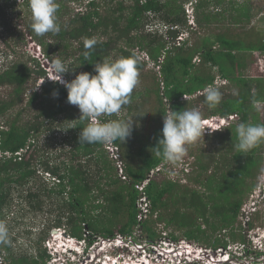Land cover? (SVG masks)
Returning <instances> with one entry per match:
<instances>
[{
  "label": "trees",
  "instance_id": "16d2710c",
  "mask_svg": "<svg viewBox=\"0 0 264 264\" xmlns=\"http://www.w3.org/2000/svg\"><path fill=\"white\" fill-rule=\"evenodd\" d=\"M9 1L3 0V3H0V21L5 16L2 11L16 5V0ZM83 1H86L85 10L71 14L69 3H83ZM103 2L110 8L111 0L108 2L106 0H57L60 32L36 36L31 31L30 21H28L26 23L28 34L40 46L43 56L49 61L57 56L61 60L71 57L78 50L76 48H79L80 53L75 61L77 66L82 68V72H93V63L108 58L110 51L117 48L121 53L120 56H131L135 59L134 48L146 52L161 73V96L170 103L171 110L176 111H183L184 96L192 95L213 85L215 75L210 70L203 73L195 66L193 59L199 58L202 64L218 66V75L221 78L231 79L235 82V86L242 85L236 94L221 99L219 105L211 109L209 114L221 117L235 114L240 122L249 123L251 107L256 102H264V79L261 76L245 78L242 74H236V71L244 65V57H239L237 54L254 51L264 53V35L261 32L255 31L254 36L243 37L230 36L225 31L216 32L213 35L214 41L204 36L200 38L201 43L197 46H189L187 40H182V43L177 45L178 33L184 27L190 26L187 24V15L181 2L131 0L130 5L118 2L116 10L121 12L126 10V13L122 12L115 16L99 12L98 6ZM199 2L196 4V9L207 3L205 0ZM217 3H222V10L202 13V19H205L208 24L210 21L220 20L226 16L235 22L248 23L252 16L250 1L237 3L235 0H229L226 5L223 1H217ZM22 4L29 11L28 0H24ZM235 4L239 5L235 6ZM155 20L162 25V28L164 27L165 31L161 34H158V27L154 30H146L156 22ZM20 33L19 31L18 34ZM97 33L102 36V39L95 38ZM21 34L23 35V32ZM86 38L97 40L93 49L84 47ZM170 41L171 45L168 47ZM120 42H123L122 46H119ZM214 44H217L218 48H214ZM162 53L165 56L160 61ZM31 60L36 62L35 68H31L26 63L12 61L0 70V86H12L10 98L0 99V116L22 100L26 84L32 75L44 78L40 92L33 91L27 101V104L36 103V101L40 104L36 119L19 123L20 112H18L11 120L5 122V127L0 125V224L5 215L4 208L11 201L14 186L21 185L24 189L19 191L20 196L34 208L42 209L39 203L44 202L43 196H55L58 199L57 202L62 203L69 213L66 218L72 225L70 235L83 240L86 238L88 244L92 240L85 236L84 228L93 234L99 233L110 237L117 232L130 235L134 225H140L146 231L149 241H152L157 234L148 224V220L137 219L138 211L135 203L138 193L134 184L142 181L148 172L163 160L155 155L153 149L160 137L154 138L156 140L151 143L150 152L139 148L138 166L125 163L128 180H121L103 144L79 142L80 128H83L87 122L79 119L80 116L76 113L79 110L67 102V91L63 85L54 80L49 81L46 70L37 60ZM145 65V61L137 60L138 70L143 69ZM227 69H232V76H229ZM65 79L70 80L66 75ZM156 84L155 92L159 97V103L162 104L160 86L159 83ZM54 93L58 95L54 96ZM160 111L166 113L162 108ZM62 113H65L63 119L66 120V126L73 125L75 128L71 130L72 136L67 142V144L71 143L73 151L71 160L75 163L63 161L60 166L43 160L42 156L35 155L36 145L33 137L34 132L39 130L43 122L49 121L51 125L56 118H60ZM235 128L234 125H230L228 131L231 135L227 139L226 151L213 160L212 166L211 163L204 162L201 157H197L192 163L190 173L193 172L194 167L200 171L196 175L188 176L199 188L181 185L171 179L159 181L155 177L151 178L146 186L145 192L150 200L152 212L165 209L168 206L167 201H171L173 208L167 222L182 230L183 236L189 242H199L205 247L210 245L213 248L226 246L225 239L219 238L218 235L210 238V233L220 230L221 234L222 231L233 227L240 212L242 197L249 189L248 180L256 174L254 170L261 164L263 143L246 153L238 152L234 147L237 142ZM114 143L121 148L119 140ZM80 154L88 159L92 156L95 158L94 170L91 171L88 168V159L87 163L80 159ZM120 155L124 159L121 151ZM186 157L185 155L182 159L185 160ZM210 166L211 171L206 173ZM44 172L48 174V183L42 180L39 186H35L34 182L39 174L42 179H46L43 176ZM91 199H96L97 203H90ZM180 205L185 207L183 212L179 210ZM114 219H121L122 223L116 226L117 222ZM61 224V217H59L54 226L60 227ZM230 235L233 237L234 232L231 231ZM171 239L176 240V237L171 235ZM2 245L7 252L8 264H44L49 257L45 248L42 251L39 250L36 256L16 257L8 242L3 240Z\"/></svg>",
  "mask_w": 264,
  "mask_h": 264
},
{
  "label": "rangeland",
  "instance_id": "374dc122",
  "mask_svg": "<svg viewBox=\"0 0 264 264\" xmlns=\"http://www.w3.org/2000/svg\"><path fill=\"white\" fill-rule=\"evenodd\" d=\"M2 1L3 0H1L0 3H3ZM11 1L12 0L9 2ZM106 1L108 2L110 0ZM177 1L183 4L185 13L187 15V24L190 25L189 27H184V29L178 33L177 43L175 40H173V42H175L177 45L182 43V40H187L189 46H197L201 43L200 38L204 36H208L211 38V41H214L213 35L216 32L224 31L227 33V35L235 37H243L246 35L254 36L253 33H255V31L261 32V34L264 35V0H247L250 1L252 8V16L248 23L235 22L232 19H228L226 16V18H222L220 20L210 21V24H208L205 19H202L203 11H205V13L218 12L222 10L223 5H221L222 3L218 4L217 1H223L226 5L227 1L229 0H205L207 3L198 7V9H196V4H199V1L201 0ZM235 1H237V3H241L245 0ZM23 2L24 0H16V5H14L11 9L2 11L5 16L0 21V70H2L3 66L7 64L9 65L12 61L26 63L31 68H35L34 65L36 62L31 60L35 59L40 64V66L46 70V76H49L47 79L54 80L57 77L49 67L50 61L43 56L40 46L36 43V41H33V39H31L30 35L28 34L26 23L30 21V11H28L25 5L22 4ZM118 2H122L124 5H130L131 0H111L109 3L110 8H108L103 2L98 6V10L101 12V14L108 13L114 16L119 15L122 12L126 13V10H123L122 12L116 10L118 7ZM85 3L86 1H83V3H69L70 13L74 14L78 11H84ZM238 5L239 4H235V6ZM227 7H229V5H227ZM155 21V23L152 21L154 24L149 26V28H146V30H154L158 27V34H161L165 31L163 30L164 27L162 28V25L157 23V20ZM156 24L157 26L155 27ZM19 31L21 33L23 32V35L21 33L19 35ZM95 38L102 39V36L97 33ZM118 44H120L119 46H122L123 42ZM170 45L171 41L168 43V47ZM76 47L77 46H75V48ZM214 48H218V45L214 44ZM76 49L78 50H76V52L74 51L75 53L73 56L62 59L63 62L73 68L72 71L63 74V79H65L66 75L67 78L71 80L74 78L75 74L82 72V68L78 67L77 62L75 61L77 55L80 53L79 48ZM117 49L111 50L108 58H119L121 53ZM133 51L137 60L145 61L146 63L145 67L139 70V84L131 94L132 97L130 99V103L123 107L120 114L113 115L111 117H101V120L127 119L134 116L131 136L121 143V148H119V151L123 153L124 163H131L134 166H138L140 163V157L138 155L139 148H142L148 152L151 151V143L156 140L154 138L160 137L161 129L163 127V115L166 114L170 108V103H168L166 99L161 96L162 83L161 73L158 66H156L155 63L148 58L146 52L140 51L138 48H134ZM164 56L165 55L162 53L160 58L163 59ZM237 56L244 57V65L236 71V74H242L245 78L261 76V78L264 79V53L260 54L259 52L254 51L247 54L238 53ZM193 61L195 66L198 67L199 71L204 73L205 71L210 70L215 75L213 85L211 86H215L220 91L221 99H225L228 96L236 94V92L242 88V85L235 86V82L229 78H221L218 75V66L202 64L199 58H194ZM231 71L232 69H227L229 76L233 75ZM51 73H53V76ZM43 82V78L32 75V78H30L26 84V91L22 97V100L14 108L9 109L6 113L0 116V125L2 127H5V122L11 120L18 112H20L18 118L19 123L36 119L35 116L39 112L40 104L37 101L36 103L27 104V101L28 97L33 91L40 92ZM156 83H159L160 86L159 93L162 97V104L159 103V97L155 92V89L157 88ZM205 89L192 95L184 96V109H199L203 115V119H211L212 117L218 118L219 115H213L209 113L211 109L216 108L219 104L209 105L206 102ZM11 91L12 86L1 85L0 99H9V94ZM161 108L165 110L166 113H162L160 111ZM76 113L80 116L79 111ZM59 117L60 118H56L51 125L49 121L43 122V125L39 128V130L34 132L33 140L35 141L34 144L36 145L35 155L39 157L42 156L43 160H47L51 164L54 163L61 166L63 161L66 163H70L72 161L71 157L73 151L71 150V143L67 144V142L70 141V137L72 136L71 130H75V128L73 125L66 126V120L63 119L65 118V113H62ZM232 118L233 119L221 120L222 124L219 121L218 123L221 124V127L220 125L219 127L213 126L216 130H205L204 135L200 140L187 146V157L185 160L182 159L175 165L168 164L153 177L159 181H162L163 179H171L173 181H177L181 185L198 187L195 181L190 180L188 176H193L194 174L196 175L198 171H200L198 168L194 167L193 172L190 173L192 169V163L196 161L197 157H201L204 162L211 163L212 166L214 163L213 160L218 158L222 153H225L226 146L228 145L227 139L229 138V135H231V132L228 131L230 125H234L236 127L239 123H241L238 119V116ZM248 122L252 124L264 123V102H256L251 107L249 111ZM262 151L261 164L255 168L254 171L256 174L248 180L249 189L242 197L241 207L245 208V206L248 205L250 208H252L248 209V218H245V216L240 217L239 215L237 222L233 224V227L231 229L228 228L225 231H222L221 234L219 233L220 230L215 233H210L209 230L208 232L210 233V238H213L214 235H218L219 238L223 240L225 239L226 246H231L233 252L235 253H237L238 248L242 247L243 245L246 247L256 246L255 248H258L261 251H254V255L255 257L261 259L262 263L264 264V143ZM109 157H112L111 154H109ZM80 159H83V161H86L87 163L88 158H85L82 156V154H80ZM88 161V168H90L91 171L94 170L95 166L93 163L95 162V158L92 156L88 159ZM72 162L75 163V161ZM42 165L44 168V164ZM211 166L207 169L206 173L211 171ZM43 176L46 177V179H42L39 174V177L35 179V186H39L42 180H44L45 183H48V174L44 172ZM21 189H24L21 185L14 186L11 201L9 205L4 208L5 215L3 222L0 225L4 226L6 229V234L3 238H0V264H8L6 258L7 252L2 245L3 240L4 242L6 241L10 244L11 251L16 257H21L23 255L36 256L38 251H42L44 248L46 249L47 253L51 254L53 252L51 249L52 247H55L57 250H61L60 247L68 246V244L63 243V241L68 238V235L70 236L72 228V225L68 223L66 218L67 215H69L67 208L62 205V203H58V199L53 195L49 197L43 196L44 202L39 203L42 209L31 207V203H27L26 199L20 196L19 191ZM90 203H97V201L96 199H91ZM167 203L168 206L165 209H160L152 215L148 214L146 218V220L149 222L148 224L152 226L153 230L157 234L152 239V241H149V238L146 236V231L139 225L133 226L131 234L133 238L131 240L146 244V246L142 245L144 248H147L151 242L161 245L162 242H160V240H171V235L176 237V241H187L183 236L182 230L177 229L174 224H169L167 222V218L169 217V214L173 208L171 201H167ZM251 205L253 206L251 207ZM184 209L185 207L183 205L179 206V210L181 212H183ZM59 217H61L62 224L60 227H55V222ZM114 221L117 222L115 224L116 226H119L122 223L121 219H114ZM199 222H201V220ZM202 227L205 228V226ZM52 229H57V232H52ZM83 231H86L85 236L87 235V237L91 238L93 241L91 243L93 244V248L87 249L89 255L94 257L91 261V264H93L94 261L97 263L98 258L103 257L102 259L106 260L110 257V254H113L114 251L107 249L106 250L108 251L107 254L109 257L107 255H103V252L96 253V248L98 247V245H96V241H101L102 238L108 239L107 237L102 236L99 233L93 234L92 232L87 231L85 228ZM231 231L234 232L233 237L230 235ZM61 233H63V235H61L62 237H60ZM88 233H90V235ZM57 234H59V237L56 236ZM117 234L120 233L117 232L115 235ZM84 240L87 242L86 238ZM67 241L68 243H72L73 240ZM191 244L201 247L202 249L206 248L199 242ZM163 247L165 250L167 248V244L164 243ZM207 247L214 249L210 245ZM126 251L128 252V250ZM127 252H122V254L126 255L128 254ZM132 252L134 255L131 256H134L133 258H138V261H145L147 263L149 262L148 259H145L147 256H140L139 254H136L135 251ZM132 252L130 253L132 254ZM147 252H149L151 255L149 256V259H153L154 255L151 253V250L147 249ZM143 254H145V252ZM47 260L48 258H46L44 264H51V260H48L49 262Z\"/></svg>",
  "mask_w": 264,
  "mask_h": 264
},
{
  "label": "clouds",
  "instance_id": "9594fccd",
  "mask_svg": "<svg viewBox=\"0 0 264 264\" xmlns=\"http://www.w3.org/2000/svg\"><path fill=\"white\" fill-rule=\"evenodd\" d=\"M28 6L30 11L29 27L36 36H44L47 33L58 34L60 32L61 26L58 23L57 16L59 4L57 0H28ZM96 44L97 40L95 38H86L84 40V47L86 49L91 50ZM161 60L160 58V61ZM49 67L57 77L54 81L59 82L66 89L67 102L79 110V119L87 122L83 128H80L81 131L78 137L80 143L111 144L117 140L122 143L131 136L134 116L127 119L108 120H101V117L118 115L121 113L123 107L130 103L131 94L139 84L140 75L137 67V60L134 57L120 56L116 59L105 58L102 61L93 63V72H80L75 74L74 78L70 81L63 79V74L72 71L73 68L63 62L58 56L50 60ZM53 95L55 96L58 94L54 93ZM205 100L209 105L219 104L221 100L220 91L215 86H208L205 89ZM228 116L226 118H228ZM218 118L224 117L219 116ZM202 120L203 115L197 108L184 109L183 111L171 110L169 108L167 113L163 115V127L161 129L160 138L157 141L156 147L153 148L155 150V155L161 157L163 160L151 170H155L164 162L175 165L181 161L186 155L187 146L196 143L203 137L206 128L203 126ZM235 133L237 142L234 147L238 152L246 153L259 144L264 143V123L252 124L241 122L236 126ZM168 164H163L154 175L159 173L162 168L166 167ZM153 176L151 178H154ZM248 209L247 214L249 212ZM241 211V216L245 215L246 212L243 210ZM156 212H152L151 210V215ZM52 230L57 231V229ZM5 234L6 229L3 225H0V238H3ZM61 234L63 235V233ZM69 238L73 240H71L73 245L72 243H68L67 240H69ZM132 238L131 236V239ZM80 240L83 239L68 235V238L65 240L66 242L63 241V243L68 244V246H63L64 248L60 247V251L52 247L51 249L53 252L51 254L48 253V260H51L52 264H77L78 262L72 259V255L75 254L77 256L78 249H75L77 248L75 244ZM160 242H162L161 245L155 243L157 249L151 247L150 244L147 248H144L143 246H146V244L135 240H131L127 242L126 245L122 246H116L114 244L112 246L98 245L96 253L103 252V255L109 257L107 250L114 252L110 254L108 259L103 260V257H101L98 258L97 263L94 261L93 264H128L129 262L132 264L134 262L133 260H138V258H133L134 256H131L134 255L132 251H135L136 254L140 256H147L145 259H148L149 262L142 261L144 264H205V260L201 258L195 257L193 259H188L183 255L179 256L180 262L177 263V258L168 257L172 255L167 253L166 249H168V247L164 250L163 240H160ZM91 243H87L84 249L85 251ZM138 245H140V247ZM147 249L151 250V253H153V259H149L151 255L147 252ZM126 250H128V252ZM122 252H127L128 254L124 255ZM130 252H132V254ZM144 252L145 254H143ZM229 252L230 256L233 258L240 257L233 252L231 246ZM93 258L92 256L91 260H93Z\"/></svg>",
  "mask_w": 264,
  "mask_h": 264
},
{
  "label": "built area",
  "instance_id": "2783aa9c",
  "mask_svg": "<svg viewBox=\"0 0 264 264\" xmlns=\"http://www.w3.org/2000/svg\"><path fill=\"white\" fill-rule=\"evenodd\" d=\"M53 76V73H51ZM49 78V76H46ZM44 79V78H43ZM57 79V78H56ZM52 80V79H49ZM55 80V79H54ZM236 115H230L228 118H211V119H203L202 123L203 126L206 128L205 130L211 131L214 129L213 126L221 127L222 121L221 120H228V119H233L232 117H235ZM221 122L219 124L218 122ZM107 154H111V160L113 161V164L115 166V170L117 175L120 177L121 180L127 181L128 177L125 173V163L124 160L121 158L119 147L113 142L111 144H103ZM108 154V156H109ZM163 164H168V163H162L160 166H158L155 170H151L146 177L140 181L139 183L134 184L135 188L137 189L138 196L136 199V208L138 211L137 214V219L139 221H143L144 219L147 218L148 214L151 215V205L149 203V199L147 197V194L145 192L146 185L150 181L151 177L154 175V173L161 168ZM252 207V205H251ZM246 208V209H245ZM245 208H242V210L245 213V218L247 217V209L250 208V206L246 205ZM140 226V225H139ZM130 236V238H129ZM69 240H72L69 238ZM131 241V235H123V234H117L113 237H108V239L102 238L101 241H96V245H109L112 246L113 244L116 246H122L126 245L127 242ZM164 243L167 244L168 249L167 253L172 255L169 258H177L176 261L177 263L180 262L179 256L183 255L185 258L188 259H193V258H201L202 260H205V264H263L261 259L258 257H255L254 251H260V249L255 248V247H246L242 246L238 248V252L236 253L237 256L233 258L230 256V246L227 245L225 248L223 247H218V248H208L206 247L205 249H202L201 247H197L195 245H192V242L188 241H176V240H163ZM101 243V244H99ZM93 244L89 245L88 248H93ZM78 249V254L77 256L75 254L72 255V259H75L78 263L77 264H91V256L89 255L88 251L84 250L85 246H87V242L85 240H80L77 244H75ZM140 247V245H138ZM151 247L157 249L156 245L154 242H151L150 244ZM228 247V248H227ZM178 255V256H177ZM264 256V255H263ZM90 258V259H89ZM55 260V259H53ZM134 261L132 264H144L141 261ZM52 264V263H51ZM63 264V263H60ZM130 264V262L128 263Z\"/></svg>",
  "mask_w": 264,
  "mask_h": 264
},
{
  "label": "flooded vegetation",
  "instance_id": "af4514ba",
  "mask_svg": "<svg viewBox=\"0 0 264 264\" xmlns=\"http://www.w3.org/2000/svg\"><path fill=\"white\" fill-rule=\"evenodd\" d=\"M241 208H240V212H239V215H240V217H241ZM239 215L237 216V218H236V221L235 222H237V219H238V217H239ZM247 224H249V223H247Z\"/></svg>",
  "mask_w": 264,
  "mask_h": 264
},
{
  "label": "bare ground",
  "instance_id": "6f19581e",
  "mask_svg": "<svg viewBox=\"0 0 264 264\" xmlns=\"http://www.w3.org/2000/svg\"><path fill=\"white\" fill-rule=\"evenodd\" d=\"M56 232H57V231H56ZM61 235H62V234H60V237H62ZM56 236L59 237V234H57ZM65 240H66V239H65ZM56 250H57V249H56ZM57 251H60V250H57Z\"/></svg>",
  "mask_w": 264,
  "mask_h": 264
},
{
  "label": "water",
  "instance_id": "95a60500",
  "mask_svg": "<svg viewBox=\"0 0 264 264\" xmlns=\"http://www.w3.org/2000/svg\"><path fill=\"white\" fill-rule=\"evenodd\" d=\"M52 232H56V230H52Z\"/></svg>",
  "mask_w": 264,
  "mask_h": 264
},
{
  "label": "crops",
  "instance_id": "0c3cea01",
  "mask_svg": "<svg viewBox=\"0 0 264 264\" xmlns=\"http://www.w3.org/2000/svg\"><path fill=\"white\" fill-rule=\"evenodd\" d=\"M261 54V53H260ZM263 54V53H262Z\"/></svg>",
  "mask_w": 264,
  "mask_h": 264
}]
</instances>
